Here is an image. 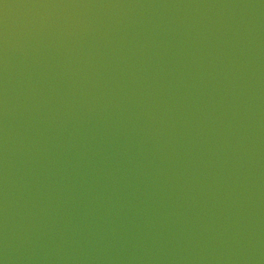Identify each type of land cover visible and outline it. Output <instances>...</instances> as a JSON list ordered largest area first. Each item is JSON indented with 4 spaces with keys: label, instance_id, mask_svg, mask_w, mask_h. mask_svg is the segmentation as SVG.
<instances>
[{
    "label": "water",
    "instance_id": "1",
    "mask_svg": "<svg viewBox=\"0 0 264 264\" xmlns=\"http://www.w3.org/2000/svg\"><path fill=\"white\" fill-rule=\"evenodd\" d=\"M0 264H264V0H0Z\"/></svg>",
    "mask_w": 264,
    "mask_h": 264
}]
</instances>
